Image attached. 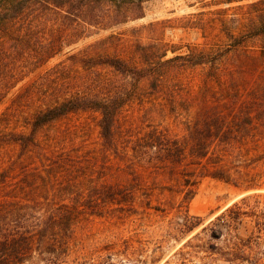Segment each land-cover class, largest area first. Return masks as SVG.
Masks as SVG:
<instances>
[{
    "label": "rangeland",
    "instance_id": "obj_1",
    "mask_svg": "<svg viewBox=\"0 0 264 264\" xmlns=\"http://www.w3.org/2000/svg\"><path fill=\"white\" fill-rule=\"evenodd\" d=\"M6 2L0 0V6ZM106 10L119 16L118 21L105 23ZM96 12L91 25L38 3V20L32 21L36 33L33 37L26 29L20 33L31 38L30 46H38V67H32L9 92L0 85V94H5L0 116L22 86L34 81L38 101L9 110L2 122L4 130L28 132L33 114L53 104V98L113 78L108 67L93 65L91 60L119 56L134 65H149L163 83L156 91L148 79L136 88L127 84L129 95L120 114V127L125 128L123 134L119 131L121 141L152 127L182 135L209 113H222L240 132L232 139L235 150L230 160L262 186L246 188V183L202 178L189 212L204 220L191 232L174 229V211L149 208L140 199L131 210L118 204L95 210L110 203L94 204L87 196L88 211L75 226L69 263L264 264V0L96 1ZM4 37L0 33V39ZM43 49L58 53L43 62L39 57ZM2 68L7 67L1 66L0 78ZM58 82L64 83L63 88L57 89ZM99 118L94 110L75 112L39 136L71 132V139L93 150L102 141ZM9 150L13 153L17 148L4 151ZM239 211L244 214L235 220ZM215 229L222 230L220 238L212 236ZM189 239L195 251L183 255L180 251ZM234 249L239 255H231ZM36 262L42 264L40 255Z\"/></svg>",
    "mask_w": 264,
    "mask_h": 264
},
{
    "label": "trees",
    "instance_id": "obj_2",
    "mask_svg": "<svg viewBox=\"0 0 264 264\" xmlns=\"http://www.w3.org/2000/svg\"><path fill=\"white\" fill-rule=\"evenodd\" d=\"M96 1L109 4L115 0H44L43 4L38 0H8L0 6V33L5 34L0 39V68L7 67L2 68L0 78L3 89L9 92L32 67H38V46H30L31 38L20 36L23 29L32 37L36 33L33 20H38V3L93 25ZM118 19L106 10L105 23ZM56 53L43 49L39 57L44 62ZM91 61L108 67L114 77L103 79L95 88H74L53 98V104L33 114L28 132L6 131L2 122L9 110L38 101L37 81L22 86L8 111L0 116V264H37L38 255L42 264H70L71 241L77 222L88 211L87 196L94 204L110 203L95 210L109 209L111 204L131 210L140 199L149 208L174 211V229L191 232L204 220L189 212L202 178L246 183V188L262 186L230 160L235 150L232 139L240 132L222 113H209L201 124L195 122L182 135L166 127H152L130 140L121 136L125 140L121 141L119 131L123 134L125 128L120 127V114L129 95L127 84L136 88L140 81L148 79L156 91L163 83L156 76L158 72L147 64L134 65L119 56ZM63 85L58 82L57 89ZM4 97L0 94V105ZM87 110L100 113V147L87 148L71 139V132L53 133L45 139L39 136L43 129L67 115ZM10 146L17 148L14 154L10 150L5 153ZM243 214L239 211L235 220ZM221 235L220 229L212 232L215 238ZM197 237L198 234L193 239ZM194 246L189 239L180 253L191 254ZM187 247L189 250H185ZM236 251L232 250L231 255H239Z\"/></svg>",
    "mask_w": 264,
    "mask_h": 264
}]
</instances>
